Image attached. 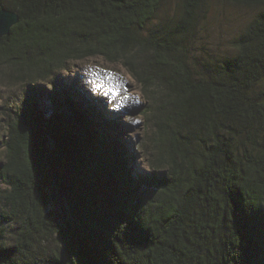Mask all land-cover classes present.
Here are the masks:
<instances>
[{"label":"trees","instance_id":"trees-1","mask_svg":"<svg viewBox=\"0 0 264 264\" xmlns=\"http://www.w3.org/2000/svg\"><path fill=\"white\" fill-rule=\"evenodd\" d=\"M224 1L259 10L205 76L203 0H0L20 17L0 37L9 78L95 56L130 71L152 101L156 171L134 175L116 119L74 85L50 109L30 97L7 123L0 264H264V0Z\"/></svg>","mask_w":264,"mask_h":264},{"label":"rangeland","instance_id":"rangeland-1","mask_svg":"<svg viewBox=\"0 0 264 264\" xmlns=\"http://www.w3.org/2000/svg\"><path fill=\"white\" fill-rule=\"evenodd\" d=\"M258 10L257 7L224 0H203L196 37L191 45V60L205 76L207 72L203 69L206 63H215L237 53L235 41ZM2 62L0 163L5 160L4 141L12 112L27 99L37 95L43 106L50 109V96L62 89V86L72 84L77 97L93 98L91 101L95 103L94 108L98 113L107 114V120L116 119L119 124L118 138L127 143L134 175L144 177L156 173L150 165L154 137L150 109L152 101L145 94L143 86L121 63L110 62L101 56L88 57L70 61L66 70L57 71L50 79L22 81L9 78L6 74L11 68ZM261 89H264V77L257 85V90ZM0 188H7L1 180Z\"/></svg>","mask_w":264,"mask_h":264},{"label":"water","instance_id":"water-1","mask_svg":"<svg viewBox=\"0 0 264 264\" xmlns=\"http://www.w3.org/2000/svg\"><path fill=\"white\" fill-rule=\"evenodd\" d=\"M20 20L19 14L15 10L0 9V37L8 35L11 28Z\"/></svg>","mask_w":264,"mask_h":264}]
</instances>
